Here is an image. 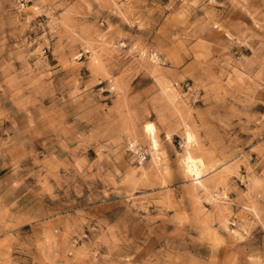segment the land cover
<instances>
[{"label": "rangeland", "instance_id": "obj_1", "mask_svg": "<svg viewBox=\"0 0 264 264\" xmlns=\"http://www.w3.org/2000/svg\"><path fill=\"white\" fill-rule=\"evenodd\" d=\"M0 264H264V0H0Z\"/></svg>", "mask_w": 264, "mask_h": 264}, {"label": "bare ground", "instance_id": "obj_2", "mask_svg": "<svg viewBox=\"0 0 264 264\" xmlns=\"http://www.w3.org/2000/svg\"><path fill=\"white\" fill-rule=\"evenodd\" d=\"M144 130L150 136V139L152 141L153 146L156 147L157 146V139H156V135H155L154 126L152 125V123H146V125L144 126ZM186 139H187V141H190V139H191V134L189 132H187V134H186ZM201 167H202V161L200 159L195 158L191 154H189L187 156V158H186V171L193 174L195 176V179H197V181H199V182L201 181L200 180Z\"/></svg>", "mask_w": 264, "mask_h": 264}]
</instances>
